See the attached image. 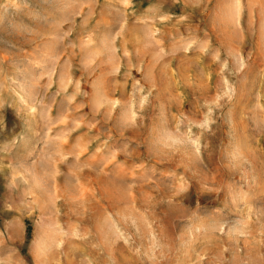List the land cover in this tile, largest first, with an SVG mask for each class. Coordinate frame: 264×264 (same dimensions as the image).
<instances>
[{
  "label": "rangeland",
  "instance_id": "1",
  "mask_svg": "<svg viewBox=\"0 0 264 264\" xmlns=\"http://www.w3.org/2000/svg\"><path fill=\"white\" fill-rule=\"evenodd\" d=\"M0 264H264V0H0Z\"/></svg>",
  "mask_w": 264,
  "mask_h": 264
},
{
  "label": "bare ground",
  "instance_id": "2",
  "mask_svg": "<svg viewBox=\"0 0 264 264\" xmlns=\"http://www.w3.org/2000/svg\"><path fill=\"white\" fill-rule=\"evenodd\" d=\"M70 84V83H69ZM101 97V96H100ZM102 97H104V96H102ZM102 97H101V99H102ZM115 98V97H114ZM107 100H108V98H107ZM110 100H111V102H110ZM112 101H117V100H112V98L110 99V97H109V100H108V102H106V101H103L104 103H107V105H108V103H109V105H110V103H111V105H112ZM99 103V106H101L103 103L101 102V101H99L98 102ZM100 103H101V105H100ZM114 103V102H113ZM116 103V102H115ZM115 105V104H114ZM113 105V106H114ZM112 106V107H113ZM106 107V106H105ZM111 109V108H110ZM118 109V108H117ZM113 110V109H112ZM69 114V113H68ZM49 115V117H51L52 116V114L51 113H49L48 114ZM70 115H71V113H70ZM84 115V114H83ZM84 117V116H83ZM60 208V207H59ZM60 210V209H59Z\"/></svg>",
  "mask_w": 264,
  "mask_h": 264
}]
</instances>
